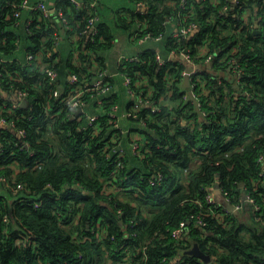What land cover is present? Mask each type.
Listing matches in <instances>:
<instances>
[{"label":"trees","instance_id":"trees-1","mask_svg":"<svg viewBox=\"0 0 264 264\" xmlns=\"http://www.w3.org/2000/svg\"><path fill=\"white\" fill-rule=\"evenodd\" d=\"M6 1L0 2V79L12 76L16 87L27 91L28 103L5 116L15 119L25 137L15 129L1 128L0 165L8 166L0 170L11 171L9 164L16 160L18 170L10 184L20 181L26 188L15 194L10 187L0 188V264H103L122 259V243L130 244L135 259L142 252V264H172L168 258L175 255L198 264H264V222L258 219L264 217V165L258 159L264 154V0H141L144 12L126 8L133 28L142 23L152 37L164 36L169 16L176 26L181 21L198 24L177 42L172 38L175 29L166 33L169 50L189 51L197 65L189 83L198 108L183 99L178 82L186 64L180 58L160 65L155 51L146 49L135 60L120 64L118 71L126 73L134 84L147 78L153 86L149 97L160 102L161 110L154 113L142 104L136 116H130L139 125L144 121L145 128L139 131L145 135V155L141 158L127 151L126 165L118 170L113 159L101 153L105 141L116 132L107 114L97 119V134L93 135L91 128L80 130L83 115L61 102L68 85L58 97L53 95L60 77L52 83L35 60L21 63L4 58L15 48L18 34L13 27L20 24V16H13L14 9L5 6ZM8 1L17 4L20 0ZM81 1L79 8L69 0L47 5L63 10L71 26L65 30L67 36L77 33L65 58L69 74L90 82L105 68L97 51L111 45L113 32L107 22L97 20L98 33L94 40L89 39L87 30L83 32L90 17L88 0ZM94 12L99 17L98 5ZM116 16L126 22V17ZM30 18L32 22L24 24L27 51L35 56L41 53L48 66L59 70L55 58L60 43L56 46L52 31L62 27L61 18L55 11L43 17L31 10ZM201 47L211 54L210 60L199 54ZM73 49L78 51L76 58ZM236 63L242 70L239 76L233 71ZM91 64L96 66L94 70ZM134 88L142 95L147 93L144 85ZM83 98L84 110L89 113L86 107L90 101L104 112L118 103L107 94ZM0 101L11 102L1 92ZM199 109L206 115L201 117ZM196 156L200 163L192 167ZM152 168L163 173L159 183L151 184L146 178ZM113 172L114 182L133 186L125 199L104 193L103 181ZM215 183L231 195L232 203L249 193L259 210L245 204L243 211L249 214L245 220L236 211L224 219L207 216V225L196 227L188 219L197 210L193 199L203 200ZM19 196L24 200L15 202ZM31 198L40 205L34 206ZM5 214L8 222L3 220ZM181 221L185 235L178 240L171 231ZM96 225L106 231L104 242H98L102 240L96 236ZM193 241L210 255L208 262L185 253Z\"/></svg>","mask_w":264,"mask_h":264},{"label":"built area","instance_id":"built-area-1","mask_svg":"<svg viewBox=\"0 0 264 264\" xmlns=\"http://www.w3.org/2000/svg\"><path fill=\"white\" fill-rule=\"evenodd\" d=\"M71 5L79 8L82 6L83 2L81 0H69ZM233 2H237V0H232ZM98 0H88L86 1V8L87 12L90 13V17L87 20L86 26L83 30H87V35L89 39L94 40L96 37L97 32V27H96V22H97V14L94 12V8L97 6ZM136 7L138 8H144V4L141 0H136L135 2ZM183 5V3L181 4ZM5 6H8L10 8L14 9L13 16L17 17L20 16L21 10L22 9H29L31 11H37L40 13L41 16L43 17H48L53 11L57 13V15L61 18L62 21V27L59 29H54L52 31L53 36L55 37V43L56 46L61 43L63 39H66L68 36L65 33V30H70L71 26L69 25V20L64 17L63 10L58 7V8H52L47 5V3L44 0H39V1H30V0H20L19 3H14L11 1H6ZM224 9H226V6H224ZM242 17L243 15H246V11L244 10L242 12ZM170 21H172L171 16H169ZM32 22V18L27 20L26 24H29ZM198 27V24L194 21H190L188 23H185L184 21L178 22V25L176 26L175 30L172 32V38L174 39L175 42L180 41L182 38H185L188 36V34L196 29ZM147 26L142 24V23H137L136 27L134 29V33L138 36H141L143 38H149L152 37L150 32L146 29ZM133 33V34H134ZM161 34L157 35L152 38L159 39L161 38ZM70 39L75 41L77 39V33H71L70 34ZM75 46V44H74ZM200 55H205L206 58L205 60L208 61L211 59V54L207 53V50L205 47H201L200 49ZM172 53L174 54H180L184 63L186 66L183 68L181 71V75L184 77H189L191 74H193L196 71V63L193 60V57L191 56L189 51H176V50H171ZM41 54V53H40ZM39 53L35 55L31 54L30 52L27 51L26 53V62L31 63L33 60L36 61V65L42 69L45 74L47 75L48 79L52 83H56V81L59 79V70L56 67H50L48 66L43 60H42V55ZM73 54L75 58L77 57L78 51L76 49H73ZM91 56V55H90ZM92 58V57H91ZM158 58V57H157ZM136 57H124L120 59V63H124L125 61H132L135 60ZM159 62L162 64L163 61L162 59L158 58ZM92 66V64H91ZM233 71L236 73V75H240L242 70L238 63L233 65ZM124 78V84L126 86L127 92L129 95L134 99V103L136 106H133L134 109L131 110H122L121 106L117 103L114 102L112 105H110L109 109L105 111L104 114H107L109 117V124L116 130V132L112 133L109 137V141H105V145L103 146V149L101 150V153L104 158H111L113 159V166L115 167L116 170L119 168H122L124 165H126V154H127V149L125 146L122 145L120 136L122 135H129V146H130V151L131 154L137 156V157H144L145 155V150L144 148L146 146L145 143V135L142 132H136V133H130L127 128H124L120 124V119L122 116H136V111L138 110V107L142 104H146L148 107H150V110L154 113H159L161 110V104L160 102H155V100H152L149 96L151 93L153 86L147 82V78L144 77L139 80V83L134 84L132 79L124 72H120ZM6 81V82H4ZM68 90L66 91V94L61 98V102L63 105L67 106L69 109L73 110L76 112V109L78 107H82V112L79 115H83V122L79 126L80 130H87L88 128H91V132L93 135L97 134L99 131V122H97V119L101 114L97 113H89L84 110V106L86 104V100H84V96H97V95H106L109 92V89L111 87L110 84V79L109 75L104 69H99L93 80L90 82L88 81H80L78 76L74 73L69 74V80H68ZM138 85H144L145 89L147 90V93L145 95H142L141 93H138L134 86ZM12 81V76H9L7 80L0 79V92L2 93L3 96L4 93H10V94H15L19 97L20 99L27 98V91L26 90H21L16 87ZM62 91H60V85L58 87H55L53 89V95L58 97ZM247 94H249L246 91ZM6 98V97H5ZM189 99L192 102L197 103V96L196 94L192 91L190 92H184L183 94V99ZM7 99V98H6ZM9 100V99H8ZM20 106L19 101H12L9 103L7 101H0V135H1V128L2 127H7L10 129H15L16 133L18 135H21L22 137H25V130L23 128H19L15 124V119L14 118H6L5 116L7 114L14 113L15 110ZM46 110H48V106H44ZM198 108V105H197ZM69 115L73 116L72 113H69ZM199 115L201 117L206 115V112L203 110L199 109ZM143 128L144 127V121H140ZM89 130V129H88ZM93 130V131H92ZM129 133V134H128ZM111 140L114 141V143H111ZM25 145H28V141L24 140ZM157 146H161L160 144H157ZM3 149V142L0 138V151ZM30 153H33L32 150H30ZM258 159L262 162L264 165V154H261ZM8 164H1L0 169L6 168ZM9 167L12 169L11 171H1L0 170V188H3L5 190H8V187L11 188L12 192L18 193L20 190H23L26 188L25 184L23 182H16L15 185H11L10 181H13L16 177V172L18 170V164L16 160H13L10 164ZM152 174L150 176H147V180L151 184L159 183L162 178H163V173L162 171L158 170L157 168H152ZM184 172H186V169H184ZM112 177L108 180L103 181V188H104V193L106 194H115L119 199H125L128 197V191H130L133 186H122L121 184H118L117 182H114V179H116L115 172H113ZM127 175H125L126 177ZM120 180V179H119ZM46 185H50V183H47ZM213 187V186H212ZM220 189V192L224 198L225 201L228 203H231L233 205V210H230L225 204L221 205L216 201L214 195L212 194V190H209L207 193H205L203 200L200 198H194L193 203L196 206V212H192L189 215V220L193 221L194 225L196 227L203 228L207 225V219L206 217H216L217 219H224L225 216H227L229 213L238 211L241 212L243 210V206L245 204L251 205L253 210H259V205L255 202L254 198L249 194H245L240 201H237L235 203L231 202V195L226 191L223 190L220 186H218ZM24 200L21 196L17 197L15 199V202H19ZM34 206H39L40 203L36 199H32ZM136 212L138 211V206L136 207ZM262 219L264 222V217L259 218ZM3 220L8 222V215L5 214L3 217ZM131 222L134 224V220H131ZM96 236L98 239L102 241L98 242H104V237L106 236V231L104 229H101L99 225H96V230H95ZM171 235L173 238H176L178 240L183 239L185 235V227H184V221H181L177 227H175L171 231ZM113 236L110 235L109 239H112ZM24 245L27 244L25 240H23ZM21 242V243H23ZM181 244H185V242L179 241ZM184 246H187L185 244ZM191 246L186 247V249L190 248ZM131 248L130 244L127 243H122L119 246V250L122 251L123 257L122 259H119L117 261H113L112 259L107 260L106 263L103 264H142L143 259L145 258L144 255H142V252L140 251L141 255L135 259L132 256V253L129 251ZM140 250V248H138ZM185 249V250H186ZM142 250V249H141ZM144 251V250H143ZM81 256V254H79ZM170 259L172 264H198V263H192V261H189L185 259V257L181 255H175L172 256ZM200 259V258H199ZM162 260H165L163 258ZM201 260V259H200ZM99 264V263H96Z\"/></svg>","mask_w":264,"mask_h":264},{"label":"crops","instance_id":"crops-1","mask_svg":"<svg viewBox=\"0 0 264 264\" xmlns=\"http://www.w3.org/2000/svg\"><path fill=\"white\" fill-rule=\"evenodd\" d=\"M5 1V0H0ZM30 1H39V0H30ZM49 6L54 5V0H44ZM122 1V2H120ZM98 21L99 20H104L105 22L108 23V25L111 27L112 32H113V40L110 46L104 49H100L97 51L99 53V60L103 63L104 65V70L107 72L109 75L110 79V84L111 87L109 89V92L107 93V96L111 97V99H114L115 101H118L120 106L123 109H134L133 106H136L135 103L132 105V97L129 95L127 92L126 86L124 84V78L122 74L118 71V67L120 66V59L126 57H136L140 52H143L146 49H151L154 50L157 57L162 59L164 64L165 62L169 60H176L177 58H180L182 61V57L180 54H174L169 50V46L167 45V34L171 30L173 31L176 28V24L174 21L168 22V27L166 33L164 34L163 37L156 39V38H143L141 36H138L134 33V22L129 23L131 20V14L128 12L126 14V8H135L134 12L136 13H142L145 10L144 8H138L136 7L135 3L133 0H98ZM121 14L122 17H126V22L120 21L116 14ZM30 17V10L29 9H23L20 15V24L18 27H13L14 31L17 32L18 37L17 40L15 41V48L8 53L7 56L4 58H9L8 60L10 61H19L21 63L26 62V53H27V48L29 46V41H28V34L25 29V23H27L28 18ZM136 21V19H135ZM134 33V34H133ZM119 36V38H122L124 42L122 45H125L124 48H120L116 53H114L111 58L108 56L107 57V51L115 46V40L116 37ZM135 41H137L139 44H135ZM70 42H73V40L70 39V35L66 38L63 39L56 51V58L55 60L58 61L59 65V77H60V86L63 87L68 84L69 80V67L67 66V63L65 62V58L70 54ZM40 54V53H39ZM116 54V56H115ZM42 55V54H40ZM157 58V59H158ZM74 64H77L78 61L76 59H73ZM158 63L161 65V63L158 60ZM96 66L92 64L90 69L94 70ZM89 69V70H90ZM230 70V69H229ZM231 74L233 72L230 70ZM230 74V75H231ZM179 83L180 88L184 92H190L191 91V85L189 83V77L184 76ZM196 108H197V103L194 102ZM169 105V103H168ZM99 108V111L97 110ZM87 109L94 114H104V109L100 107H96L93 102L90 104L88 103ZM139 110V108H138ZM137 110V111H138ZM136 111V112H137ZM120 124L122 127L127 128V130L130 133H136L139 130L144 129L141 124L139 125L138 122L136 121L135 118H130L129 116H122L120 119ZM140 132V131H139ZM129 134V133H128ZM123 139L121 140V143L125 148L127 149L128 153L130 154V146H129V138L126 135L122 136ZM131 155V154H130ZM131 158V157H130ZM132 160V158H131ZM199 158L196 156L191 160V166L192 167H197L199 164ZM212 194L214 195L216 201H218L219 204L224 205V198L222 194L220 195L217 193L215 190L211 191ZM241 218L243 220L247 219L249 216L248 212L241 211Z\"/></svg>","mask_w":264,"mask_h":264},{"label":"water","instance_id":"water-1","mask_svg":"<svg viewBox=\"0 0 264 264\" xmlns=\"http://www.w3.org/2000/svg\"><path fill=\"white\" fill-rule=\"evenodd\" d=\"M255 31H258V29H256ZM60 91H63V87L62 86H60ZM4 95L9 100L19 101V104L22 107L26 106L27 103H28L27 98H23V99L19 100V97L17 95H15V94L13 95V94H10V93H4ZM82 110H83L82 107H78L76 109V114H80L82 112ZM218 186H219L218 183H215L213 185V187L211 188V190H215L217 193L220 194L221 192H220V189H219ZM223 202L230 210H233V205L231 203H228L225 200ZM234 212H236V211H234ZM185 253L194 255L196 257H199L204 262H208L210 260V255L200 248V245H199V243L197 241H193L191 247L186 249Z\"/></svg>","mask_w":264,"mask_h":264},{"label":"rangeland","instance_id":"rangeland-1","mask_svg":"<svg viewBox=\"0 0 264 264\" xmlns=\"http://www.w3.org/2000/svg\"><path fill=\"white\" fill-rule=\"evenodd\" d=\"M122 2V1H120ZM129 11L126 10V14L128 13ZM115 46L111 47L108 51H107V57L109 56L111 58V56L116 53V51H118L120 48H124L125 45H122V43L124 42V40L122 38H119V36L116 37V40H115ZM135 44H139L137 41H135ZM117 54V53H116ZM115 54V56H116ZM97 61V60H96ZM91 103V101H90ZM89 103V104H90ZM88 107V106H87ZM86 107V108H87ZM97 110L99 111V108H97ZM92 112V111H91Z\"/></svg>","mask_w":264,"mask_h":264}]
</instances>
